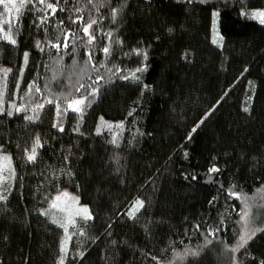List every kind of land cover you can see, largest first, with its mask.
<instances>
[{
  "label": "trees",
  "instance_id": "1",
  "mask_svg": "<svg viewBox=\"0 0 264 264\" xmlns=\"http://www.w3.org/2000/svg\"><path fill=\"white\" fill-rule=\"evenodd\" d=\"M254 13L264 0H0V264H59L62 242L64 264H262ZM62 188L90 220L47 207Z\"/></svg>",
  "mask_w": 264,
  "mask_h": 264
},
{
  "label": "snow or ice",
  "instance_id": "2",
  "mask_svg": "<svg viewBox=\"0 0 264 264\" xmlns=\"http://www.w3.org/2000/svg\"><path fill=\"white\" fill-rule=\"evenodd\" d=\"M40 2L43 3L44 0H40ZM22 6H23V4H22ZM47 7L51 8L53 12L56 11V9L52 6V4H48ZM256 16H260V17H261L260 22H261V23H264V13H254V14H253V17L255 18ZM113 18H115V11H114V17H113ZM73 22H75V21H73ZM94 23H95V21H93V24H94ZM91 27H92V25H88L87 27H85V28L83 29V31H84V33H85L86 35L88 34V32H89V28H91ZM109 35H111V34L109 33ZM9 39H10V42H11V43L15 44V40H12L10 37H9ZM92 40H93V37L89 36L88 43H92ZM213 42L215 43L216 41L214 40ZM36 46H37L38 48H40L41 51H43V47H42V45L40 44L39 41H37V45H36ZM53 47H59V46H58V45H53ZM65 47H67V45H65ZM104 52H105L106 55L109 54V48H107V47L104 48ZM138 54H139V53H138ZM28 56H29V54H28V53H25V65H27V63H28ZM145 59H147V55H146V54H145ZM89 60H91V57H89ZM140 70H141V69H137V71H140ZM10 71H11L10 69H9V70H4V77H5V79L7 78L8 73H9ZM134 78H135V77H134ZM17 87H19V85H17ZM34 87H35L34 84L29 85V89H30V90H31L32 88H34ZM81 87H83V85H81ZM37 90H39V89H37ZM76 90L79 91V88H77ZM91 95H95V91H94ZM51 102H52V101H49V103H51ZM84 106H85V100H83V99H81V100H75V101H73L72 103H70V104L68 105V107L71 108L73 112H78V113L81 114V119L83 118ZM40 107L42 108L43 105H41ZM17 111H21V109H17ZM245 111H248V109L245 108ZM61 112H62V110H61L60 106L57 105V115H58V116L61 115ZM9 115H11V113H9ZM25 119H27V120H32L33 117H25ZM202 122H203V121H201V123H202ZM56 126H57V125H55V124L53 125V127H56ZM117 127H121V125H117ZM197 127H199V125H197ZM60 130L63 131V128L61 127ZM195 131H196V129L194 128V129H193V132H195ZM98 132H99V130H98ZM113 143H115V140H113ZM41 146H42V145L40 144V140H39V138H37V140H36L34 146H33L32 149H31L30 154L27 155V161H28V162H32V163H34V162L36 161V159H37V150H38ZM5 159H8V158H5ZM209 171H210V172H216V171H218V169H216L215 167H213V168L209 169ZM229 194H230L231 196H234V197L237 198V199H240L239 194H237V193H235V192H230ZM65 195H66V194H65ZM4 199H6V197H0V200H4ZM210 203H211V202H210ZM143 206H144L143 201L137 200L136 204L133 206V211H131V212L129 213L130 218H131V217H134V216H135V213L138 212V211L140 210V208H142ZM41 214L44 215V214H46V213H41ZM77 214H83V215H84V218H85L86 220H90V219L92 218L91 215H90V213L88 212L87 207H84V208L78 209V210H77ZM248 216H249V213H248L247 210H245L244 213H243V215L241 216V219H242L243 221H245V223H247ZM71 222H72V221L70 220L69 223H71ZM53 223H56V222L53 221ZM59 226H60V227H64V228H65V232H67V227H66L65 225H59ZM208 235L213 236V235H215V232H214V231H209ZM248 239H251V236L249 235L248 231L245 230V231H244V234L240 236V239H239V242H238L237 246L234 247V248H232L231 250H232L233 252L239 251L241 248H243V247L247 244ZM207 243H211V241H207ZM61 252L65 253V256H62V257L60 258L59 264H64L65 258H66V256H67V249H66V247L64 246V243H63V242H62V245H61ZM82 255H83V253H81V256H82ZM262 264H264V262H262Z\"/></svg>",
  "mask_w": 264,
  "mask_h": 264
},
{
  "label": "rangeland",
  "instance_id": "3",
  "mask_svg": "<svg viewBox=\"0 0 264 264\" xmlns=\"http://www.w3.org/2000/svg\"><path fill=\"white\" fill-rule=\"evenodd\" d=\"M75 100H78V98L74 99L73 101ZM73 101H71L70 103H72ZM5 167H7L6 162L1 165L0 169L4 170ZM0 179H2V177H0ZM47 207L57 216H61L66 220L67 215H74L73 217L80 216L84 218L83 214H77V210L87 207V205L80 201L74 191L68 188H62L54 193V195L50 198Z\"/></svg>",
  "mask_w": 264,
  "mask_h": 264
}]
</instances>
